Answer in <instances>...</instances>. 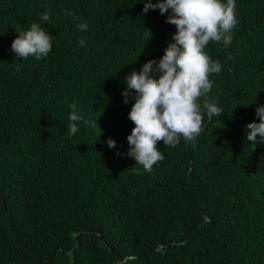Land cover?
<instances>
[{
    "label": "trees",
    "instance_id": "1",
    "mask_svg": "<svg viewBox=\"0 0 264 264\" xmlns=\"http://www.w3.org/2000/svg\"><path fill=\"white\" fill-rule=\"evenodd\" d=\"M138 2L0 0V264H264V144L245 132L264 105V0H236L231 44L205 49L222 65L209 102L225 113L205 115L194 143L158 142L151 172L123 155L124 79L176 28ZM34 21L52 51L22 60L10 46ZM73 103L98 126L69 138Z\"/></svg>",
    "mask_w": 264,
    "mask_h": 264
},
{
    "label": "clouds",
    "instance_id": "2",
    "mask_svg": "<svg viewBox=\"0 0 264 264\" xmlns=\"http://www.w3.org/2000/svg\"><path fill=\"white\" fill-rule=\"evenodd\" d=\"M143 4L142 13L159 10L166 16L165 22L175 25L176 31L164 49L161 58L144 63L139 71H130L125 79L122 93L123 103L134 101L128 119L134 127L127 137L129 149L123 155L132 158L136 165L151 172L153 165L164 159L157 146L162 141L165 147L175 148L181 140L194 143L204 127V116L224 114L222 106L209 102L208 93L213 87L211 74L222 70L220 61L212 60L205 51L210 42H222L228 48L232 42V31L238 23L236 0H139ZM66 15L72 16L69 10ZM40 21L48 22L49 13L39 14ZM86 22L77 24V29L87 31ZM53 37L40 22L34 21L30 27L18 33L11 44L17 58L25 60L34 57L45 58L52 51ZM84 47L86 41H78ZM203 97V106L198 102ZM66 135L71 138L80 131V125L96 128L97 121L87 118L77 106L70 105ZM255 116L259 122L246 125V139L251 146L264 144V105L256 107ZM107 146L117 147L109 138ZM117 155H121L117 153ZM134 255H127L118 264L135 261Z\"/></svg>",
    "mask_w": 264,
    "mask_h": 264
}]
</instances>
